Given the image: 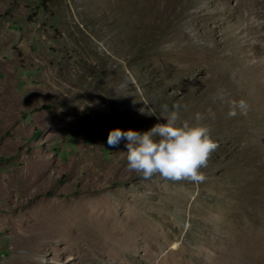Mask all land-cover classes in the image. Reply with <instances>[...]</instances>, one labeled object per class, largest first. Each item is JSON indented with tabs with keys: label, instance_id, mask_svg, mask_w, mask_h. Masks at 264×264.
Masks as SVG:
<instances>
[{
	"label": "rangeland",
	"instance_id": "rangeland-1",
	"mask_svg": "<svg viewBox=\"0 0 264 264\" xmlns=\"http://www.w3.org/2000/svg\"><path fill=\"white\" fill-rule=\"evenodd\" d=\"M174 105L202 183L107 144ZM0 264H264V0H0Z\"/></svg>",
	"mask_w": 264,
	"mask_h": 264
},
{
	"label": "clouds",
	"instance_id": "clouds-1",
	"mask_svg": "<svg viewBox=\"0 0 264 264\" xmlns=\"http://www.w3.org/2000/svg\"><path fill=\"white\" fill-rule=\"evenodd\" d=\"M173 107L177 110L164 117L166 123H157L143 133L131 129H113L108 133L107 144L113 148L121 140H126L127 169L144 179L158 174L172 181L202 183L206 177L200 169L207 167L218 144L211 138L208 127L187 121L178 123L179 106ZM140 111L147 115L156 114L151 108ZM201 119L197 113L196 120Z\"/></svg>",
	"mask_w": 264,
	"mask_h": 264
}]
</instances>
